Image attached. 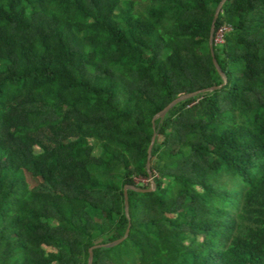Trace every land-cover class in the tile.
<instances>
[{
  "label": "trees",
  "instance_id": "1",
  "mask_svg": "<svg viewBox=\"0 0 264 264\" xmlns=\"http://www.w3.org/2000/svg\"><path fill=\"white\" fill-rule=\"evenodd\" d=\"M220 1L0 0V264H264V0L152 122Z\"/></svg>",
  "mask_w": 264,
  "mask_h": 264
},
{
  "label": "water",
  "instance_id": "2",
  "mask_svg": "<svg viewBox=\"0 0 264 264\" xmlns=\"http://www.w3.org/2000/svg\"><path fill=\"white\" fill-rule=\"evenodd\" d=\"M224 2H225V0H221L219 2V4H218L217 8L215 9L214 16H213V19H212V22H211V26H210V31H209V50H210V55L212 57V61H213L214 65H215L216 70L218 71V73L220 74V76L222 78V83L219 84V85L212 86V87H210L208 89H202V90H196V91H192V92H187V93H183V94L177 96L176 98H174L172 100L171 103H168L161 111H159L156 115H154V117L152 119V122L155 119H163V117L166 115V113L168 111H170L173 107H175L179 103L183 102V100L189 99V98L201 93L202 91L211 90V89H214L216 87H220L223 83H225L226 76L222 72V70L220 69V67H219V65H218V63H217V61H216V59L214 57L213 46H212V37H213L214 30H215V24H216V21H217V18L219 16L220 12H221V9H222V6H223ZM155 137H156V134L154 133L152 138H151L148 150H147L148 156H147V162H146V171L148 172V175H149L150 187H148V188H139V187H136L134 185H125L124 186V190H123L124 191V212H125L126 217H128L127 189L131 188V189H134V190L145 191V190H152V189L155 188V184H154L153 178L151 176V172H150L151 149H152V146L154 144ZM128 231H129V229L127 228L125 233H124V235L120 239H117V240H114L112 242L105 243V244L97 243V244H94L93 246H91L88 249L87 264H92V261H93V250L94 249H97V248H112V247L117 246L123 240H125L127 238Z\"/></svg>",
  "mask_w": 264,
  "mask_h": 264
},
{
  "label": "built area",
  "instance_id": "3",
  "mask_svg": "<svg viewBox=\"0 0 264 264\" xmlns=\"http://www.w3.org/2000/svg\"><path fill=\"white\" fill-rule=\"evenodd\" d=\"M230 30V27L227 25H222L219 28H217L214 31L213 37H212V43L213 45L217 46L219 44H222L224 41V35L226 32ZM147 182V180H145ZM149 181V178H148ZM144 183V182H143ZM150 183V181H149Z\"/></svg>",
  "mask_w": 264,
  "mask_h": 264
},
{
  "label": "rangeland",
  "instance_id": "4",
  "mask_svg": "<svg viewBox=\"0 0 264 264\" xmlns=\"http://www.w3.org/2000/svg\"><path fill=\"white\" fill-rule=\"evenodd\" d=\"M29 180V182H31V180L30 179H28ZM142 182H144L145 184H146V181H145V179H142Z\"/></svg>",
  "mask_w": 264,
  "mask_h": 264
}]
</instances>
